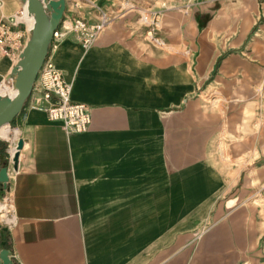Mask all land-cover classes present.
I'll return each instance as SVG.
<instances>
[{
  "label": "crops",
  "instance_id": "0c3cea01",
  "mask_svg": "<svg viewBox=\"0 0 264 264\" xmlns=\"http://www.w3.org/2000/svg\"><path fill=\"white\" fill-rule=\"evenodd\" d=\"M116 1L64 0L61 35L47 47L71 100L87 105L88 129L65 131L31 89L0 136L1 165L23 141L0 184L15 217L3 244L15 264H239L247 228L227 201L241 177L224 156L243 151L241 93L211 77L243 44L236 21L264 23L263 1L153 0L160 42L131 30L124 6L96 28ZM23 3L2 0L0 18ZM210 88L223 90L205 100Z\"/></svg>",
  "mask_w": 264,
  "mask_h": 264
},
{
  "label": "rangeland",
  "instance_id": "374dc122",
  "mask_svg": "<svg viewBox=\"0 0 264 264\" xmlns=\"http://www.w3.org/2000/svg\"><path fill=\"white\" fill-rule=\"evenodd\" d=\"M262 1L264 4V0ZM120 2V6L116 8L115 5L105 15L102 14L99 20L100 27L108 25L117 16V13L122 12L121 9L124 6L125 10L133 9V14L129 17L126 16L127 19L129 18L131 30L140 29L149 38L148 32H153L154 27L159 26L156 17H154L155 9L151 7L153 0H146V5L142 6L132 0H118L116 4L119 5ZM162 2H158V6H161ZM241 6L243 13L246 11L252 19V7L247 1H243ZM143 11L146 13L145 18ZM235 27L236 33L240 32L242 35L243 44L234 48L232 55H226V65L223 70L214 74L211 79L230 81V85H234L236 91L240 89V143L243 151L231 152L228 150L224 157L228 164L235 166L230 169L231 176L241 177V179L239 188L234 189L236 198L227 201V207L236 208V213L241 215L243 227L247 228V239L242 249L244 255L239 264H264V23L251 25L243 16L236 21ZM230 57L231 60L227 63ZM17 60V56H8L0 52V82L5 74L11 72V67L16 64ZM221 90L223 89L210 88L203 97L205 100H212V92ZM3 95L0 94V96ZM216 102L228 106L230 99L218 95ZM249 149L251 150L249 151ZM9 151L6 154V166L12 168L13 162L9 160ZM1 213L2 211H0V216ZM8 225L0 221V230L3 226ZM256 239L257 247L249 249L251 243Z\"/></svg>",
  "mask_w": 264,
  "mask_h": 264
},
{
  "label": "built area",
  "instance_id": "2783aa9c",
  "mask_svg": "<svg viewBox=\"0 0 264 264\" xmlns=\"http://www.w3.org/2000/svg\"><path fill=\"white\" fill-rule=\"evenodd\" d=\"M189 4L193 0H184ZM2 0H0V4ZM165 7V2L161 3ZM157 10V9H156ZM155 10V12H156ZM154 12V13H155ZM33 15L28 11L26 3H23L14 13L8 17L0 18V52L8 56H18L27 32L33 25ZM79 23V21H77ZM100 26L97 25L96 28ZM95 30H89L83 38V45L87 46L93 37ZM149 38L152 41L160 42V39L149 31ZM61 32L56 29L53 31L52 38L59 37ZM54 46V42L52 43ZM33 90L39 93L44 102V109L47 117L53 121H59L61 126L67 132H82L88 129L90 122V112L83 102L72 101L70 98L71 82L66 80L56 66L50 52H47L36 79L33 83ZM9 160L11 153L9 151ZM4 202L11 204L9 194L0 192V205ZM11 205L0 208L1 215L5 213L3 222L10 224L14 222L15 217L10 214Z\"/></svg>",
  "mask_w": 264,
  "mask_h": 264
},
{
  "label": "water",
  "instance_id": "95a60500",
  "mask_svg": "<svg viewBox=\"0 0 264 264\" xmlns=\"http://www.w3.org/2000/svg\"><path fill=\"white\" fill-rule=\"evenodd\" d=\"M23 2L33 15L34 21L30 35L18 55V60L11 68L17 92L12 97L6 94L0 96V126L9 124L21 110L47 54L48 43L52 39L53 31L57 28L64 8V0H23ZM22 146V139H18L12 157L14 166ZM7 179L8 167L0 163V184L6 183ZM0 264H15L9 249L3 246L1 234Z\"/></svg>",
  "mask_w": 264,
  "mask_h": 264
},
{
  "label": "bare ground",
  "instance_id": "6f19581e",
  "mask_svg": "<svg viewBox=\"0 0 264 264\" xmlns=\"http://www.w3.org/2000/svg\"><path fill=\"white\" fill-rule=\"evenodd\" d=\"M12 68V67H11ZM14 80V75L12 74V72L8 73V76L6 78H3L2 81L0 82V94H6L8 96H13L16 92H17V88L13 83ZM9 125L6 124H2L0 126V136H7L8 135V130H9ZM16 150V144H13L10 148V153H11V160L13 162V153ZM5 204H1L0 208H4L10 206L11 204H8L6 202H4ZM5 219V213H3L0 216V221H4Z\"/></svg>",
  "mask_w": 264,
  "mask_h": 264
}]
</instances>
